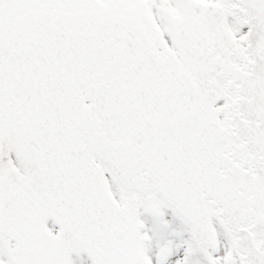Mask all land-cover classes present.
Wrapping results in <instances>:
<instances>
[{
  "label": "snow or ice",
  "instance_id": "snow-or-ice-1",
  "mask_svg": "<svg viewBox=\"0 0 264 264\" xmlns=\"http://www.w3.org/2000/svg\"><path fill=\"white\" fill-rule=\"evenodd\" d=\"M0 264H264V0H0Z\"/></svg>",
  "mask_w": 264,
  "mask_h": 264
}]
</instances>
